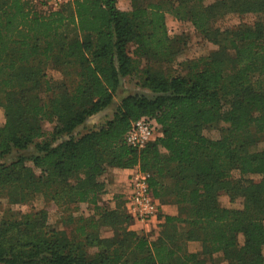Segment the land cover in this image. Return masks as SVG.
I'll use <instances>...</instances> for the list:
<instances>
[{
  "label": "trees",
  "instance_id": "obj_1",
  "mask_svg": "<svg viewBox=\"0 0 264 264\" xmlns=\"http://www.w3.org/2000/svg\"><path fill=\"white\" fill-rule=\"evenodd\" d=\"M174 1L167 8L131 0L123 10L118 0H70L45 12L32 0H0V193L8 190L13 203L38 194L98 213L75 221L71 238L44 229L43 211L31 221L0 220V264H216V254L228 264H264V0ZM167 13L217 47L190 61L186 76L157 66L172 64L188 43L169 35ZM248 13L262 20L217 26ZM49 63L59 81L48 78ZM126 78L151 95L128 94L116 104ZM108 110L112 117L74 136ZM142 117L155 119L161 135L135 149L125 136ZM217 124L226 126L215 140L205 130ZM32 147L36 153H25ZM13 153L17 159L6 162ZM134 167L150 173L162 205L179 209L160 215L158 234L130 228L123 195L115 209L97 205L104 176ZM190 242L201 250L190 251Z\"/></svg>",
  "mask_w": 264,
  "mask_h": 264
},
{
  "label": "rangeland",
  "instance_id": "obj_2",
  "mask_svg": "<svg viewBox=\"0 0 264 264\" xmlns=\"http://www.w3.org/2000/svg\"><path fill=\"white\" fill-rule=\"evenodd\" d=\"M131 0H118V6L120 9L129 10L131 8ZM166 3L167 8L174 7V0H160ZM215 0H207V3H212ZM262 20L261 14L256 13H248L243 15H229L226 18L218 21L217 26L221 27L222 30L226 29H236L237 27H251L256 22ZM166 24L168 28L169 35L171 37H184L185 41H188L187 45L182 46L181 52L175 57L172 64L161 63L158 68H161L168 72L170 75H180L186 76L188 74V66L190 61L195 59L208 56L214 49H216V45L212 43L210 40L206 39L202 34L198 33L192 24L188 20H179L173 14H166ZM135 46L131 45V52L134 50ZM229 53L233 55V51L229 49ZM145 65V62L143 63ZM156 66V65H155ZM46 73L48 78L52 81H59L62 76L61 73L55 70L54 65L52 63L48 64L46 68ZM147 94L151 95L145 89H142L138 80L136 78H126L122 83V88L120 93L118 94L117 101L120 97H124L128 94ZM112 111L108 110L106 112V116L102 117V121L105 122L107 117H112ZM5 116L3 114V110L0 109V127L5 124ZM103 122H100L103 123ZM42 126L45 131H51L52 126L47 121L42 123ZM89 126V125H88ZM81 126L78 128L74 136H80L84 134L91 127ZM226 126L225 124H217L205 130V134L212 139H219L222 136V127ZM160 129V128H159ZM37 143L40 140L36 141ZM31 155V153H36L34 147L30 148L27 152ZM18 155L13 153L10 157L6 158V162L10 163L17 159ZM26 166L31 168L36 176L41 175V170L34 168L32 162H26ZM115 170H110L105 176L104 181L109 180L111 178V172ZM254 179H259L258 176H254ZM8 190L0 193V220L1 221H11V220H24L25 218L28 221L34 219L32 215L38 212H45L46 217L41 218V223L44 229L47 227L50 231L55 230L65 232L68 238H71L73 235V229L76 227L74 224L75 221H89L91 218L98 217V213L94 212L89 208L87 204H81L79 208H75L71 204H65L63 202H57L51 200L49 197H44L43 195H34L28 202L23 203H13L9 199ZM220 203L223 206H229L228 200L226 197H222L220 199ZM78 209V210H77ZM78 211V212H77ZM73 221H71V219ZM131 228V226H130ZM184 231V228H181V232ZM155 234H158L155 233ZM104 236L112 235V232L109 229L103 230ZM200 244V243H199ZM194 243L193 246L188 249L200 251L201 245ZM200 248L197 249L199 246ZM214 261L216 264H228V262L224 261L222 254L214 255Z\"/></svg>",
  "mask_w": 264,
  "mask_h": 264
},
{
  "label": "built area",
  "instance_id": "obj_3",
  "mask_svg": "<svg viewBox=\"0 0 264 264\" xmlns=\"http://www.w3.org/2000/svg\"><path fill=\"white\" fill-rule=\"evenodd\" d=\"M70 0H32L38 9L49 12L58 11ZM159 125L155 119L142 117L132 124L125 136L128 146L143 149L148 143L154 141L159 132ZM150 173L142 171L139 167L131 168L128 177V186L123 194L124 205L133 223L157 227L161 224L163 205L157 200L150 187ZM145 231V228L143 229ZM150 232V231H149Z\"/></svg>",
  "mask_w": 264,
  "mask_h": 264
},
{
  "label": "crops",
  "instance_id": "obj_4",
  "mask_svg": "<svg viewBox=\"0 0 264 264\" xmlns=\"http://www.w3.org/2000/svg\"><path fill=\"white\" fill-rule=\"evenodd\" d=\"M120 99H121V97L117 101V98L115 97L116 104H119ZM106 112H108V111H105L103 113H99V114H96V115L90 117L86 121L85 126L89 125L88 127H93V126L99 125L100 122H103L102 117L106 116ZM130 172H131V169H115L111 172V175H110L111 178H109V180L106 181L107 182V190L104 194L99 196L98 204H97L98 206H104V207H107L111 210L115 209L116 204H117L116 196L117 195H123L125 193L127 186H128V177H129ZM163 214L170 215V216H178L179 215V209L174 204H164L163 205ZM159 227H160V225H158L157 227H154V225L152 227H149V226L144 227V226L136 224V223L131 224V229L136 231L137 233H141V232L157 233L160 229ZM144 228H145V231H143ZM194 243L199 244L198 242H190L188 244L189 248L191 246H193ZM199 248H200V246L197 249H199ZM190 251L195 252V250H190Z\"/></svg>",
  "mask_w": 264,
  "mask_h": 264
}]
</instances>
